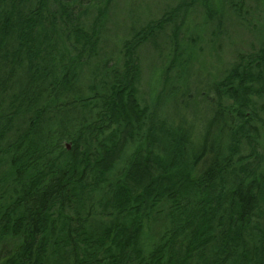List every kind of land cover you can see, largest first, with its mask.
Listing matches in <instances>:
<instances>
[{
  "label": "trees",
  "instance_id": "trees-1",
  "mask_svg": "<svg viewBox=\"0 0 264 264\" xmlns=\"http://www.w3.org/2000/svg\"><path fill=\"white\" fill-rule=\"evenodd\" d=\"M213 1L178 0L103 58L111 0H0V264H264V0L253 16L223 0L257 45L197 104L185 12L219 30ZM158 35L167 58L141 92L138 47Z\"/></svg>",
  "mask_w": 264,
  "mask_h": 264
},
{
  "label": "rangeland",
  "instance_id": "rangeland-1",
  "mask_svg": "<svg viewBox=\"0 0 264 264\" xmlns=\"http://www.w3.org/2000/svg\"><path fill=\"white\" fill-rule=\"evenodd\" d=\"M178 0H111L109 4L107 22L104 25L103 36L105 43L100 44L101 51L99 55L103 58H115L120 47L121 42L124 39H130L132 32H135L139 28H142L143 24L150 19L155 20L162 16V12L173 9L172 5L177 4ZM208 0H205V2ZM214 0L212 3H214ZM244 9L247 8L250 15L253 16L255 13V3L251 0H243ZM220 29L214 30V24H211V20L205 21V11L198 4L190 7L186 12L185 27L188 29H194L198 33V42L194 50V56L192 59V66L189 70V75L187 76L186 83L188 84L189 91L195 96L197 104H201V100L205 99L201 96L210 94L215 97L214 90L211 88L213 81L221 77L223 71L231 63L234 54L237 50L246 51L249 47L248 45L252 42L256 47L257 38L254 31L246 28L245 24H242L237 18L232 16V9L229 7L228 3L220 2ZM234 17V18H233ZM92 18V15H91ZM258 21V20H257ZM132 31V32H131ZM166 33H170L168 29ZM163 36L158 35L155 38L154 43H145L138 47L140 56V89L141 92H146L153 87L152 75L155 68L163 65L166 61V45L167 42L164 40L162 42ZM120 40V41H119ZM119 41L118 46H116ZM163 46H159V45ZM108 55L103 56L104 53ZM23 66V65H22ZM1 72L3 70H0ZM14 71L18 73H24V67L16 66ZM83 83H73V91L70 93H63V98L78 99L74 91L78 87H83ZM185 88V86H183ZM187 89V88H186ZM185 89V90H186ZM65 98V99H66ZM147 100V99H146ZM44 102H39L38 104H43ZM50 103V101L45 102V104ZM139 107L144 105V101L140 100ZM213 104V103H212ZM214 105V104H213ZM95 106V104H94ZM199 106V105H197ZM197 106L194 108L197 109ZM90 108L92 106H89ZM89 107H86L88 109ZM201 107V106H200ZM99 112L106 115L104 119H108L110 115L106 113L103 107L98 109ZM205 118L202 119L201 124L206 123L207 119L212 114V107L208 103L204 107ZM93 112H95L93 110ZM97 112V111H96ZM171 112L165 110L162 115H169ZM111 119V117H109ZM99 132L102 130H107L106 126H98ZM76 130V122L70 123L65 128H61L60 134H52L53 141L57 139V147L61 149L60 146L66 147L69 150L72 147L71 140H63L61 142V134L67 132L68 134L73 133ZM42 134L40 141H45L47 134ZM213 138L214 135L212 134ZM77 136H75L76 138ZM123 140H126L125 135L122 136ZM210 137L208 141H211ZM59 140V141H58ZM84 147V143L79 149ZM52 210V209H51ZM51 210L46 217L43 230L50 224L49 217H51ZM43 231V232H44Z\"/></svg>",
  "mask_w": 264,
  "mask_h": 264
}]
</instances>
